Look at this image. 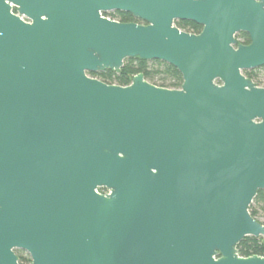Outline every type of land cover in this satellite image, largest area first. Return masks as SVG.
Here are the masks:
<instances>
[{
  "label": "water",
  "instance_id": "1",
  "mask_svg": "<svg viewBox=\"0 0 264 264\" xmlns=\"http://www.w3.org/2000/svg\"><path fill=\"white\" fill-rule=\"evenodd\" d=\"M128 59L182 88L92 77ZM263 67L264 0H0V264H264Z\"/></svg>",
  "mask_w": 264,
  "mask_h": 264
},
{
  "label": "trees",
  "instance_id": "2",
  "mask_svg": "<svg viewBox=\"0 0 264 264\" xmlns=\"http://www.w3.org/2000/svg\"><path fill=\"white\" fill-rule=\"evenodd\" d=\"M105 17L121 23L142 24L141 21L127 13L112 12L106 14ZM175 25L180 30L189 34H200L202 32V27L192 22L178 21ZM237 39L243 45L250 44V38L247 34H239ZM140 74L144 76L146 81L160 88L179 90L183 85V76L175 67L157 60L144 61L139 59H128L119 72L106 70L92 75V77L108 85L127 87L131 85L133 78ZM244 75L256 85L264 87V67L257 70L246 71ZM101 191L105 192L104 189ZM250 213L252 217L259 222V218L261 216L264 217V191L258 193L250 207ZM262 224L264 225V223ZM238 253L239 256L243 258L254 256L264 257V238H246L238 246ZM16 254L19 259V264H31V258L27 253L17 250Z\"/></svg>",
  "mask_w": 264,
  "mask_h": 264
},
{
  "label": "flooded vegetation",
  "instance_id": "3",
  "mask_svg": "<svg viewBox=\"0 0 264 264\" xmlns=\"http://www.w3.org/2000/svg\"><path fill=\"white\" fill-rule=\"evenodd\" d=\"M142 23V22H141ZM203 29V28H202ZM242 34V33H241ZM243 34H245V33H243ZM238 36V35H237ZM250 38V37H249ZM238 40V39H237ZM239 42V41H238ZM240 43V42H239ZM250 43H251V40H250ZM241 44V43H240ZM243 45V44H242ZM250 45V44H249ZM257 70V69H256ZM257 87H260V86H258L257 85ZM260 88H264V87H260ZM102 189H99V193L100 194H103V195H106V194H108L109 192L106 190V189H104L105 190V192H102L101 191Z\"/></svg>",
  "mask_w": 264,
  "mask_h": 264
},
{
  "label": "rangeland",
  "instance_id": "4",
  "mask_svg": "<svg viewBox=\"0 0 264 264\" xmlns=\"http://www.w3.org/2000/svg\"><path fill=\"white\" fill-rule=\"evenodd\" d=\"M259 220H260L261 223H264V217H263V216H261V217L259 218Z\"/></svg>",
  "mask_w": 264,
  "mask_h": 264
},
{
  "label": "built area",
  "instance_id": "5",
  "mask_svg": "<svg viewBox=\"0 0 264 264\" xmlns=\"http://www.w3.org/2000/svg\"><path fill=\"white\" fill-rule=\"evenodd\" d=\"M108 19H110V18H108ZM111 20V19H110Z\"/></svg>",
  "mask_w": 264,
  "mask_h": 264
}]
</instances>
